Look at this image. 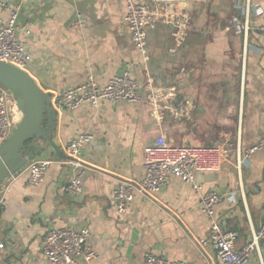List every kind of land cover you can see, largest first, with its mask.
Returning a JSON list of instances; mask_svg holds the SVG:
<instances>
[{"label": "crops", "instance_id": "0c3cea01", "mask_svg": "<svg viewBox=\"0 0 264 264\" xmlns=\"http://www.w3.org/2000/svg\"><path fill=\"white\" fill-rule=\"evenodd\" d=\"M140 1L156 8L165 2ZM168 1L179 6L170 4L167 12L192 15L185 39L176 45L171 25L161 19L147 29L146 56L123 21V0H29L19 10L18 38L32 57L27 72L50 100L88 75L104 86L130 63L142 88L148 77L158 85H174L193 111L190 120L166 111L159 118L146 102L124 101L57 111L52 138L61 152L76 135H92L80 155L83 192H66L72 171L50 146L5 178L0 183V264H50L41 251L49 227H86L96 252L87 264H142L147 252L213 264L210 223L199 204L200 195L211 189L223 194L215 214L236 233V248L258 230L264 219V147L248 152L264 138V33L257 28L264 22V0H250L247 17L245 0ZM77 12L85 18L82 27L73 26ZM0 16L6 20L8 12L0 10ZM204 17L212 20L210 32L199 27ZM160 134L174 144L216 147L221 158L214 169L198 173V192L171 178L157 200L135 194L118 212L113 188L121 180L142 178L145 147ZM35 159L51 163L43 181L32 185L25 166ZM193 238L207 240L203 250ZM248 264H264V239Z\"/></svg>", "mask_w": 264, "mask_h": 264}, {"label": "built area", "instance_id": "2783aa9c", "mask_svg": "<svg viewBox=\"0 0 264 264\" xmlns=\"http://www.w3.org/2000/svg\"><path fill=\"white\" fill-rule=\"evenodd\" d=\"M29 0H0V10L8 12L4 20L0 16V61L13 64L25 71L32 59L31 53L18 38V12ZM126 12L123 21L129 31L130 38L141 53L146 56L147 29L154 27L159 20L170 24L172 37L175 44L183 41L187 22V16L183 13L174 14L168 10L170 1L165 4L166 12L140 0H123ZM250 0L244 1L243 13L249 12ZM177 6V5H176ZM175 6V7H176ZM177 8V7H176ZM176 11L177 9H173ZM167 14V15H166ZM85 18L77 12L73 26L82 27ZM258 30L264 33V22L258 25ZM182 29V31H181ZM29 33V30H26ZM131 64L120 73L114 74L104 86H99L91 75L60 93H54L51 97V106L56 111L73 110L82 104H90L97 107L102 101L129 103L146 102L153 108V113L163 117L168 112L176 119H191L193 105L188 108L189 102L177 96L176 86L158 85L152 78H147L143 88L133 78L130 71ZM144 89V90H143ZM12 92L0 86V144L4 142L17 121L14 120L12 109L15 99L11 98ZM92 138L91 134L80 133L72 138L65 147L67 159L66 165L71 169L72 175L66 186V192L72 196H79L83 192L82 158L83 145ZM264 147V138L253 146L250 152ZM216 147L210 145L174 144L167 140L164 134L158 135L144 150L143 176L140 180H121L112 190L113 205L118 212H123L126 206L132 202L135 194L143 195L151 200H157L156 194L165 186L171 178L189 183L193 190L198 192L201 184L197 180L200 172L210 171L215 168L216 160L221 158ZM51 163L47 159H35L30 161L25 169L27 180L32 185L41 183L44 174ZM223 194L217 190H207L200 195V209L206 215L210 223L209 242L215 250L213 264H248L251 251L257 247L259 239H264V219L258 230L252 234V239L242 247L234 245L235 232L226 230L223 221L216 218L215 206L221 200ZM89 230L86 227H49L42 239L41 251L50 264H87L96 257V252L88 244ZM194 243L203 250L207 240L193 238ZM3 246L0 243V248ZM142 264H188L180 260H171L162 256L147 252Z\"/></svg>", "mask_w": 264, "mask_h": 264}, {"label": "water", "instance_id": "95a60500", "mask_svg": "<svg viewBox=\"0 0 264 264\" xmlns=\"http://www.w3.org/2000/svg\"><path fill=\"white\" fill-rule=\"evenodd\" d=\"M0 86L14 94L22 114L9 137L0 144V183L48 146L58 157L67 159L52 138L57 111L35 79L27 71L0 61Z\"/></svg>", "mask_w": 264, "mask_h": 264}, {"label": "rangeland", "instance_id": "374dc122", "mask_svg": "<svg viewBox=\"0 0 264 264\" xmlns=\"http://www.w3.org/2000/svg\"><path fill=\"white\" fill-rule=\"evenodd\" d=\"M168 0H165V2L163 3L162 2V6L160 7L161 9H159L163 14H165V9H166V6H165V3L167 2ZM171 2V4L172 5H174V4H176V5H178L179 6V4L177 3V2H173V1H170ZM183 14H185L186 16H187V19H188V21L187 22H184V25H185V27H186V29L188 28V26H189V23H190V21H191V19H192V15H191V13H188V12H182ZM200 23V25H199V27L201 28V30H203L204 32L205 31H211V27H212V20H211V18L210 17H204V18H202V21L201 22H199ZM174 30L172 29V32H173ZM181 31H182V29H181ZM206 36H205V38H209L210 37V33H206L205 34ZM184 39H185V36H184ZM182 42H180L178 45H180ZM12 96H11V98H13V99H15V96H14V94L12 93L11 94ZM14 105H16L15 103H14ZM21 114V113H20ZM19 120V119H18ZM18 122V121H17Z\"/></svg>", "mask_w": 264, "mask_h": 264}, {"label": "bare ground", "instance_id": "6f19581e", "mask_svg": "<svg viewBox=\"0 0 264 264\" xmlns=\"http://www.w3.org/2000/svg\"><path fill=\"white\" fill-rule=\"evenodd\" d=\"M12 113H13V115H14V120H15V121L21 118V115H22V114H20L21 111L17 108L16 105H14V107H13V109H12Z\"/></svg>", "mask_w": 264, "mask_h": 264}]
</instances>
